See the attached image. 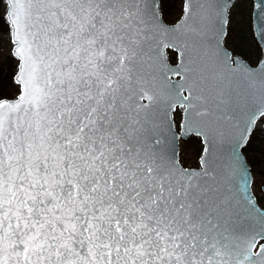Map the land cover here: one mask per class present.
<instances>
[{"label": "snow or ice", "instance_id": "1", "mask_svg": "<svg viewBox=\"0 0 264 264\" xmlns=\"http://www.w3.org/2000/svg\"><path fill=\"white\" fill-rule=\"evenodd\" d=\"M0 7L19 86L0 99V264H264V213L235 203L206 168L178 167L153 134L172 98L211 118L207 85L224 104L231 64L162 86L150 0ZM186 15L175 40L194 38L195 62L217 8L188 0Z\"/></svg>", "mask_w": 264, "mask_h": 264}, {"label": "water", "instance_id": "2", "mask_svg": "<svg viewBox=\"0 0 264 264\" xmlns=\"http://www.w3.org/2000/svg\"><path fill=\"white\" fill-rule=\"evenodd\" d=\"M235 1L214 0L217 15L206 34L197 41L200 56L194 62L191 47L194 38H187V46L184 40H175L177 34L183 35L187 31V26L181 28V25H184L185 21L191 24L186 15L188 0H184L183 14L176 23L164 20L160 0H150L156 27L162 35L161 46L156 53L162 86L170 89L173 86L179 87L185 82V73L190 75L188 70L194 66L206 68V74L209 75L216 70L226 71L225 64H231V67L236 69L235 73L230 74L226 102L219 107L214 103L212 96L214 82L208 83V91L205 94L209 96L208 107L213 109L211 118L194 119L186 104L178 98H172L171 107L165 105L154 115L153 134L159 140L158 148L178 167L190 171L206 168L216 178L221 190L226 191L235 203L242 208L251 205L256 212L264 213V208L258 205L254 195L251 165L243 150L257 122L264 116V89L261 87V81L264 80V72L261 71L264 69V39H261V33L264 32V28H261L264 24V11L260 10L258 0H253V32L262 56L256 65H252L241 55L232 57L231 50L224 44L228 31L229 10ZM173 41L176 46H173ZM168 49L177 53V63L169 60ZM168 80L172 82L171 85H168ZM184 95H187V92H184ZM177 108L182 110L180 131L176 128L174 118ZM191 134L200 136L203 143L199 167H185L179 158L180 138H188ZM253 219L259 221L255 213Z\"/></svg>", "mask_w": 264, "mask_h": 264}, {"label": "rangeland", "instance_id": "3", "mask_svg": "<svg viewBox=\"0 0 264 264\" xmlns=\"http://www.w3.org/2000/svg\"><path fill=\"white\" fill-rule=\"evenodd\" d=\"M163 18L169 23L177 22L184 8V0H160ZM3 4V0H0ZM252 0H236L230 9L228 32L225 43L236 54L243 56L252 65H256L262 56L261 48L255 39L252 26ZM9 38V24L4 15L3 7H0V99L16 98L19 86L14 76L17 71V59L11 54ZM168 57L172 63H177L176 53L168 49ZM177 130H180L182 112L177 108L174 112ZM264 118L253 131L244 152L254 159L255 173L253 192L260 199H264L262 186L264 185V164L257 156L258 152H264ZM179 158L187 167H199L200 157L203 151V143L200 136L191 134L188 138H180Z\"/></svg>", "mask_w": 264, "mask_h": 264}, {"label": "flooded vegetation", "instance_id": "4", "mask_svg": "<svg viewBox=\"0 0 264 264\" xmlns=\"http://www.w3.org/2000/svg\"><path fill=\"white\" fill-rule=\"evenodd\" d=\"M253 1V0H252ZM235 3V2H234ZM233 3V4H234ZM233 4H232V6H233ZM231 6V7H232ZM231 7H230V9H231ZM253 8H254V3H253ZM252 13H253V10H252ZM229 18H230V10H229ZM167 22V21H166ZM169 23V22H168ZM174 23H176V22H174ZM228 24H229V21H228ZM252 26H253V19H252ZM228 32V31H227ZM227 36V35H226ZM225 40H226V37H225ZM225 42V41H224ZM225 44V46L227 47V48H229L230 50H231V52H232V57H234L235 55H239V54H236L235 53V51L232 49V48H230L228 45H227V43H224ZM168 52V51H167ZM175 52V51H174ZM176 53V52H175ZM176 55H177V53H176ZM178 57V56H177ZM170 60V59H169ZM180 110V109H179ZM181 112H182V110H181ZM264 118V116H262L260 119H259V121L257 122V125H256V127H255V129L257 128V126H258V124L260 123V121H261V119H263ZM264 126V125H263ZM177 128V127H176ZM254 129V130H255ZM180 131V130H179ZM264 134V133H263ZM245 153V152H244ZM245 155H246V158H247V160H248V162L250 163V165H251V171H252V174H253V183H254V173H255V163H254V159L253 158H251V157H249V155L247 154V153H245ZM257 156H259V158L262 160V164H264V152L262 153V152H258L257 153ZM187 167V166H186ZM262 190H263V192H264V185L262 186ZM255 196H256V200H257V203H258V205L261 207V208H264V199H260L259 197H258V195H256L255 194ZM264 244V239H261V240H259L258 241V246L259 245H263Z\"/></svg>", "mask_w": 264, "mask_h": 264}]
</instances>
